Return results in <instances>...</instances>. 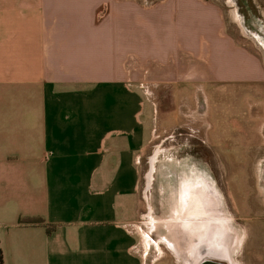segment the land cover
Here are the masks:
<instances>
[{"label":"crops","instance_id":"crops-1","mask_svg":"<svg viewBox=\"0 0 264 264\" xmlns=\"http://www.w3.org/2000/svg\"><path fill=\"white\" fill-rule=\"evenodd\" d=\"M228 28L208 0H0L3 264H155L136 226L150 94L262 79Z\"/></svg>","mask_w":264,"mask_h":264},{"label":"rangeland","instance_id":"rangeland-1","mask_svg":"<svg viewBox=\"0 0 264 264\" xmlns=\"http://www.w3.org/2000/svg\"><path fill=\"white\" fill-rule=\"evenodd\" d=\"M208 1L221 8L228 34L264 72V0ZM256 80L212 90L168 87L150 94L159 102L153 140L140 155L136 224L149 263L185 264L169 229L176 221L172 216L178 208L179 186H189L195 178L211 182L214 222L224 229L218 237H228L231 264L263 263L264 77ZM138 97L145 117L149 104L143 95ZM110 104L107 100V117Z\"/></svg>","mask_w":264,"mask_h":264},{"label":"bare ground","instance_id":"bare-ground-1","mask_svg":"<svg viewBox=\"0 0 264 264\" xmlns=\"http://www.w3.org/2000/svg\"><path fill=\"white\" fill-rule=\"evenodd\" d=\"M189 186L182 183L177 191L178 208L176 216H172L176 221L174 227L169 229L174 239V247H177L185 264H198L205 257H216L230 262V257H224L230 252L227 246L228 237L221 240L218 233L224 232V229L215 226V196L209 181L195 178ZM201 186L204 188L200 190Z\"/></svg>","mask_w":264,"mask_h":264},{"label":"flooded vegetation","instance_id":"flooded-vegetation-1","mask_svg":"<svg viewBox=\"0 0 264 264\" xmlns=\"http://www.w3.org/2000/svg\"><path fill=\"white\" fill-rule=\"evenodd\" d=\"M229 257H230V260H231L230 252H229ZM205 263H209V264H229L230 263L231 264V262H228L227 260H222V259H218V258H215V257L202 258V260L198 264H205Z\"/></svg>","mask_w":264,"mask_h":264},{"label":"trees","instance_id":"trees-1","mask_svg":"<svg viewBox=\"0 0 264 264\" xmlns=\"http://www.w3.org/2000/svg\"><path fill=\"white\" fill-rule=\"evenodd\" d=\"M19 224H24V225H42L43 222L39 219H35V220H25V221H20ZM0 264H3V256H2V252L0 249Z\"/></svg>","mask_w":264,"mask_h":264},{"label":"water","instance_id":"water-1","mask_svg":"<svg viewBox=\"0 0 264 264\" xmlns=\"http://www.w3.org/2000/svg\"><path fill=\"white\" fill-rule=\"evenodd\" d=\"M223 254V253H222ZM217 256V255H216ZM224 257H229V254L228 253H226L225 255H224ZM216 258V257H215ZM219 259V258H218ZM221 259V258H220ZM231 262V261H230ZM205 264H209V263H205ZM230 264V263H229Z\"/></svg>","mask_w":264,"mask_h":264}]
</instances>
